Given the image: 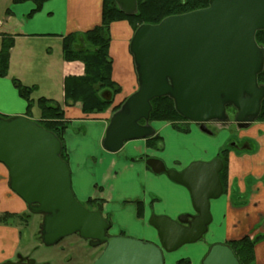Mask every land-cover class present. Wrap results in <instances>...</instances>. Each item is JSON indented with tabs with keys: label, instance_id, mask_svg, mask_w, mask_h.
<instances>
[{
	"label": "water",
	"instance_id": "obj_1",
	"mask_svg": "<svg viewBox=\"0 0 264 264\" xmlns=\"http://www.w3.org/2000/svg\"><path fill=\"white\" fill-rule=\"evenodd\" d=\"M113 1L126 15L137 12L136 0ZM261 30L264 0H208L204 8L137 26L128 46L137 88L110 115L102 149L116 153L127 141L153 137L151 100L160 97L171 99L175 111L204 133L211 134L207 123L229 120L227 107L234 109L238 128L248 127L259 116L264 99V84L257 79L264 70V47L255 39ZM61 150L58 137L35 120L0 116V163L8 170L9 188L31 214L42 216L41 243L50 246L77 234L91 246H103L91 264H165L164 253L195 243L207 232L210 201L223 193L220 157L193 161L180 171L148 157L144 162L153 173H164L188 190L194 213L172 219L152 212L148 224L156 230L158 243L110 235L111 223L103 217L101 204L88 209L75 197ZM2 264L35 262L18 255L16 261ZM201 264L239 261L229 245L214 243Z\"/></svg>",
	"mask_w": 264,
	"mask_h": 264
},
{
	"label": "crops",
	"instance_id": "obj_2",
	"mask_svg": "<svg viewBox=\"0 0 264 264\" xmlns=\"http://www.w3.org/2000/svg\"><path fill=\"white\" fill-rule=\"evenodd\" d=\"M102 3L103 0H43L39 10L29 15L36 7L33 0L21 3L0 0V42L2 36L13 38L7 75L0 77V116H26L27 103L19 96L13 79L27 86H36L33 99L43 96L57 101L70 122L63 138L75 197L81 203L89 198L102 201V215L108 220L109 207L122 209L120 207L129 204L131 199H137L127 192L133 187L140 188L144 195L138 201L142 205L141 214H138L137 204L127 205L132 207L131 213L138 222L135 231L127 235L158 243L156 230L148 224L150 214L153 212L176 219L180 213L191 210L188 190L159 176L162 173H153L145 165V156H150L149 149H152L146 146L145 139L134 141L130 146L138 163L121 158L123 150L116 153L103 150L100 142L109 118L107 111L87 115L82 113L80 102L72 106L64 104V79L81 76L83 64L62 58L61 40L70 33H82L99 25ZM109 33L111 78L121 89L114 96V104H118L137 88L128 48L133 30L127 21L121 20L110 24ZM151 124L156 134L167 125L159 121ZM246 128L248 133L242 138L245 145L241 151L228 153L226 190L219 198L210 201L212 221L207 232L212 243H227L249 236L255 240V264H264V129ZM170 167L180 171L185 165L173 161ZM126 171H132L134 182L119 181ZM150 190L161 197L150 199ZM145 193L149 197L147 201ZM27 211L26 203L9 188L8 170L0 163V214L23 215ZM41 220L42 216L38 229ZM14 222L0 223V264L16 261L18 255L28 257L21 253L20 226L23 225L19 220ZM109 222L111 235L122 234L121 230H116L114 222ZM197 248L196 254L203 259L208 250L206 242L202 241ZM164 260L165 264H177L179 259L171 252L164 253Z\"/></svg>",
	"mask_w": 264,
	"mask_h": 264
},
{
	"label": "trees",
	"instance_id": "obj_3",
	"mask_svg": "<svg viewBox=\"0 0 264 264\" xmlns=\"http://www.w3.org/2000/svg\"><path fill=\"white\" fill-rule=\"evenodd\" d=\"M13 3H21L27 0H12ZM36 7L29 15L38 11L43 0H33ZM137 12L126 15L118 9L113 0H103L101 11V22L99 25L82 33H70L61 40L62 58L65 61H79L83 64V74L81 76H68L64 79L63 98L64 104L72 106L80 102L81 111L87 115H99L107 111L113 104L114 96L120 93L121 89L111 78L112 61L109 56L110 35L109 26L113 22L125 20L134 31L137 26L143 23L156 24L163 18L182 14L196 9L204 8L208 5V0H136ZM255 39L260 46L264 47V30L257 31ZM13 46V38L2 36L0 42V77L7 75L9 66V51ZM259 84H264V70L257 77ZM13 85L20 97L25 99L26 112L28 118H32L33 109L36 106L38 117L34 118L39 125L53 132L62 143L61 157L67 162L66 149L64 145V133L70 125L65 117L62 106L54 99L46 97L32 98V93L36 86H27L19 80L13 79ZM110 98L107 99V96ZM125 100V99H124ZM113 106L112 111H116L122 102ZM152 109L149 120L169 123L181 132H187L185 124L188 122L181 117L174 109L171 99L168 97L154 98L151 100ZM231 108V107H230ZM257 121H264V99L261 102V110ZM143 123V121H140ZM147 147L157 148L160 137L155 134L153 137L145 139ZM228 149H222L216 156L223 161L219 178L226 190ZM149 168V167H148ZM102 204L98 199H87L82 203L88 209ZM138 214H141L142 205L137 202ZM29 214V213H28ZM27 214L14 215L10 213L0 214V223H9L19 220L26 224ZM40 238V237H39ZM237 257L239 264H255L254 246L255 240L249 236H244L237 240L226 243ZM186 262L181 259L177 264Z\"/></svg>",
	"mask_w": 264,
	"mask_h": 264
},
{
	"label": "rangeland",
	"instance_id": "obj_4",
	"mask_svg": "<svg viewBox=\"0 0 264 264\" xmlns=\"http://www.w3.org/2000/svg\"><path fill=\"white\" fill-rule=\"evenodd\" d=\"M56 58H58V56H56ZM112 103L113 104L107 109L106 115H109V117L113 113V106L116 105L114 104V99ZM226 112L229 116V120L227 122H209L206 124L207 128L211 131V134L202 132L195 123L189 121L185 124V127L188 128L187 132H181L167 123V125H164V127L158 131L160 141L157 148L149 149L151 152L150 156L162 160L165 163V166L168 169H171L170 166L173 165V161H176V164H182L186 167L193 161H210L215 157L214 154L218 153L222 149L227 148L228 151H241L240 148L245 145L242 138L245 134L248 133V130L247 128H238L236 126L233 121V114L235 111L232 107H227ZM37 117L38 110L36 106H34L33 118ZM249 126H251V128L259 127V129L263 127L262 129H264V121L255 120ZM139 140L141 139H135L125 142L124 146L119 150V152L122 150L125 151L124 154H120L121 158H127V160L130 162L133 161L135 163H138L136 156H133L130 146L132 145L131 143ZM145 144L147 146L146 140ZM234 144L237 147H234ZM201 150H206L207 152L202 154ZM159 176L167 179L166 174L162 173ZM132 177V171H126L121 175L119 181H121V183L125 180L129 181L133 179ZM130 182L134 181L132 180ZM175 185L178 186V184ZM150 192V199L155 200L156 198L161 197L158 193L155 194L153 190H150ZM127 193L129 194V196L137 198L136 200L131 199L129 202L130 205L137 204L136 202L139 201L140 197L144 196L143 192L141 193V189L138 187L131 188L130 192ZM145 196H147V193H145ZM147 200H149L148 196L146 197V201ZM129 204L120 207L122 209H119V207H109L111 213L108 220L114 222L116 230H121L122 234L126 236H129L127 234L133 233L136 226L138 225L136 218L131 213L132 207H127V205ZM94 208L95 207H92V209ZM183 209H185V207H183ZM28 213V211L27 213H25L28 217L26 225L21 222L23 226H20V244L22 247L21 253L27 254L28 258L34 260L35 264H91L102 251L103 246H91L87 240L80 238L77 234L66 236L54 245L46 246L42 244L40 238H37V236L39 237L38 230L40 229V227L38 229V224L41 216L38 214ZM187 213H194L193 207H191V210H185L184 213L180 214ZM9 223L13 224L15 222L10 221ZM37 231L38 234H36ZM108 234H110V231H108ZM202 241L206 242L208 249L212 244H214L209 240V234L208 232H206L197 242L192 244H185L172 252L173 256L179 260L183 259L186 261L180 264H201L202 257H200L201 255L196 253L198 252L197 247ZM194 255L196 256L194 257Z\"/></svg>",
	"mask_w": 264,
	"mask_h": 264
},
{
	"label": "flooded vegetation",
	"instance_id": "obj_5",
	"mask_svg": "<svg viewBox=\"0 0 264 264\" xmlns=\"http://www.w3.org/2000/svg\"><path fill=\"white\" fill-rule=\"evenodd\" d=\"M237 147V146H236Z\"/></svg>",
	"mask_w": 264,
	"mask_h": 264
}]
</instances>
